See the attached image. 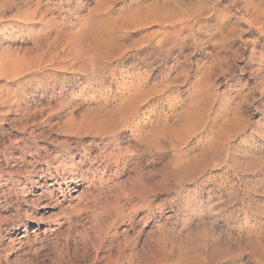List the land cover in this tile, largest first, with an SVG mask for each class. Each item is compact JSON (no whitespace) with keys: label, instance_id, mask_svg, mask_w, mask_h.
<instances>
[{"label":"rangeland","instance_id":"374dc122","mask_svg":"<svg viewBox=\"0 0 264 264\" xmlns=\"http://www.w3.org/2000/svg\"><path fill=\"white\" fill-rule=\"evenodd\" d=\"M0 264H264V0H0Z\"/></svg>","mask_w":264,"mask_h":264}]
</instances>
